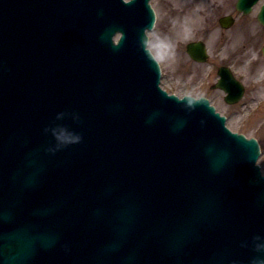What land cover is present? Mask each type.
<instances>
[{
  "label": "water",
  "instance_id": "obj_1",
  "mask_svg": "<svg viewBox=\"0 0 264 264\" xmlns=\"http://www.w3.org/2000/svg\"><path fill=\"white\" fill-rule=\"evenodd\" d=\"M41 6L44 22L16 11L12 25L17 8L0 0V264L264 257L258 141L231 132L207 99L161 89L149 0ZM187 48L206 59L203 43Z\"/></svg>",
  "mask_w": 264,
  "mask_h": 264
},
{
  "label": "rangeland",
  "instance_id": "obj_2",
  "mask_svg": "<svg viewBox=\"0 0 264 264\" xmlns=\"http://www.w3.org/2000/svg\"><path fill=\"white\" fill-rule=\"evenodd\" d=\"M235 0H150L156 11V23L153 30L148 31V46L161 65V86L168 92L179 96L201 93V78L205 71L210 69L208 64L194 61L186 52V44L198 39L204 34L209 35V47L213 50L219 41V28L212 29L213 33H207L204 24L206 15L215 16L220 9H232ZM212 20V18H210ZM227 49V47H226ZM224 50V53L226 52ZM211 50V54L212 53ZM260 55V51L258 50ZM254 52V54L258 53ZM252 61V60H251ZM256 61V60H253ZM256 64L246 63L245 70L250 74L254 68L256 72L264 74V57ZM257 67V68H255ZM259 67L261 70L259 71ZM209 81H213L212 78ZM221 109L227 112L229 107L221 100ZM240 116L230 118L229 125L235 129H241L248 136H255L260 140L261 155L258 163L264 172V111L251 114L244 125L239 124Z\"/></svg>",
  "mask_w": 264,
  "mask_h": 264
},
{
  "label": "flooded vegetation",
  "instance_id": "obj_3",
  "mask_svg": "<svg viewBox=\"0 0 264 264\" xmlns=\"http://www.w3.org/2000/svg\"><path fill=\"white\" fill-rule=\"evenodd\" d=\"M204 24L207 26V33L212 34L214 31L212 29L216 27L219 28L220 34L213 50L209 47L210 36L204 34L200 37L209 49L208 61L212 57V64H209L211 68L207 67L200 81L201 95L208 97L216 108L226 115L227 122L230 118L240 116L239 124L244 125L251 114L264 111V74L260 72L258 74L254 68L249 74L244 68L246 63L257 65L256 61H261V56L262 59L264 57V24L259 20V9L242 11L234 3L231 10L220 9L215 16L206 15ZM208 61L204 64H208ZM220 68H229L236 78L231 81L225 75L224 88L218 86L222 78ZM210 78L213 79L212 82L209 81ZM241 86H243L241 99L230 102L227 96L236 97ZM221 100L230 110L225 112L221 109Z\"/></svg>",
  "mask_w": 264,
  "mask_h": 264
},
{
  "label": "bare ground",
  "instance_id": "obj_4",
  "mask_svg": "<svg viewBox=\"0 0 264 264\" xmlns=\"http://www.w3.org/2000/svg\"><path fill=\"white\" fill-rule=\"evenodd\" d=\"M5 1L10 2L11 6H14L17 8L16 10H14L13 8H10L9 13L12 14L11 19L18 17L19 14L16 11H19L21 14L20 15L21 17L19 16L20 18L27 17L30 21L37 19L36 24H39L40 22H44V17H45L43 14H40L41 10L39 11V9H37V8H43L44 7L47 11H49V13H56V14H59L60 9L63 8L60 5V3H57V2H50L49 3L47 1H45L46 3H44L43 7H42L41 6V0H35L31 4H27L25 0H5ZM35 4H37V5H35ZM32 9H36V12H34V10H33V12L30 13L32 11ZM71 14H72V16L70 14H68L67 16H68V19L70 20V22L74 28L75 26H77L78 18L76 16L75 12L71 11ZM64 25H65L64 23H61L60 26H58L57 24H50V27H51L52 31L56 32V34H60V33L62 34V32H61L62 27L61 26H64ZM85 28L88 29L89 27L85 26ZM37 34L42 36V37L45 35V31H44V28L42 25L38 27ZM55 36H60V35H55ZM86 41L88 43L91 42V38L90 37L87 38ZM69 47H71V46H69ZM87 47H88L87 49L91 48V46H87Z\"/></svg>",
  "mask_w": 264,
  "mask_h": 264
},
{
  "label": "clouds",
  "instance_id": "obj_5",
  "mask_svg": "<svg viewBox=\"0 0 264 264\" xmlns=\"http://www.w3.org/2000/svg\"><path fill=\"white\" fill-rule=\"evenodd\" d=\"M257 247H264V245H258ZM252 264H264V257L254 258Z\"/></svg>",
  "mask_w": 264,
  "mask_h": 264
}]
</instances>
